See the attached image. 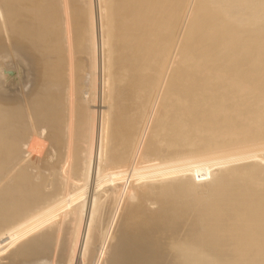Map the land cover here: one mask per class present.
I'll return each instance as SVG.
<instances>
[{
	"label": "bare ground",
	"instance_id": "bare-ground-1",
	"mask_svg": "<svg viewBox=\"0 0 264 264\" xmlns=\"http://www.w3.org/2000/svg\"><path fill=\"white\" fill-rule=\"evenodd\" d=\"M0 264H264V0H0Z\"/></svg>",
	"mask_w": 264,
	"mask_h": 264
}]
</instances>
